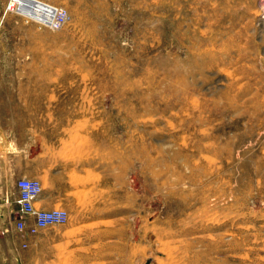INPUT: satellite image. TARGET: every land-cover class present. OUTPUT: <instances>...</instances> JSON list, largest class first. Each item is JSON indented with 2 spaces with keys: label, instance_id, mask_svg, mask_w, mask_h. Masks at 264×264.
Listing matches in <instances>:
<instances>
[{
  "label": "rangeland",
  "instance_id": "1",
  "mask_svg": "<svg viewBox=\"0 0 264 264\" xmlns=\"http://www.w3.org/2000/svg\"><path fill=\"white\" fill-rule=\"evenodd\" d=\"M22 1L58 20L0 0V89L70 102L73 190L0 264H264V0Z\"/></svg>",
  "mask_w": 264,
  "mask_h": 264
},
{
  "label": "crops",
  "instance_id": "2",
  "mask_svg": "<svg viewBox=\"0 0 264 264\" xmlns=\"http://www.w3.org/2000/svg\"><path fill=\"white\" fill-rule=\"evenodd\" d=\"M12 77L18 81V75ZM31 77L19 80L39 82L0 89V93H13L0 96V224L13 222L18 213L13 212L19 208L18 179L36 178L42 184V193L34 202L37 209H54L73 190L64 146L70 145L71 125L77 120L70 102L49 95L52 84L39 78L46 75ZM27 222L32 223L31 217Z\"/></svg>",
  "mask_w": 264,
  "mask_h": 264
},
{
  "label": "built area",
  "instance_id": "3",
  "mask_svg": "<svg viewBox=\"0 0 264 264\" xmlns=\"http://www.w3.org/2000/svg\"><path fill=\"white\" fill-rule=\"evenodd\" d=\"M19 212L13 218L18 232L35 235L38 231L50 227L62 226L68 221V214L63 209H37L34 202L42 193V184L36 179L22 178L16 182ZM31 217L32 223L27 222Z\"/></svg>",
  "mask_w": 264,
  "mask_h": 264
},
{
  "label": "bare ground",
  "instance_id": "4",
  "mask_svg": "<svg viewBox=\"0 0 264 264\" xmlns=\"http://www.w3.org/2000/svg\"><path fill=\"white\" fill-rule=\"evenodd\" d=\"M18 3V11L20 12V14L22 15H27L28 17H31V19L34 20H38V23H41L43 25L46 26H53L54 24H56V21L58 20V13L57 10L55 11V13L52 16V12L50 11L51 8L48 6L49 10H44L43 6L44 4H34L36 6H40L42 7L44 14L43 16L40 15L39 11H41V9L36 10L33 7L25 4L22 0H16ZM15 6V5H14Z\"/></svg>",
  "mask_w": 264,
  "mask_h": 264
}]
</instances>
